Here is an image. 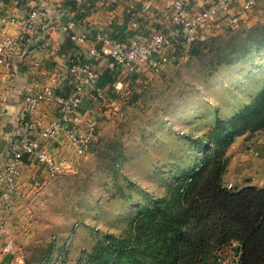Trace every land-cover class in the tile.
<instances>
[{
	"label": "crops",
	"instance_id": "crops-1",
	"mask_svg": "<svg viewBox=\"0 0 264 264\" xmlns=\"http://www.w3.org/2000/svg\"><path fill=\"white\" fill-rule=\"evenodd\" d=\"M24 1L21 6H15L11 0H4V14L9 19L0 20V41L22 36L14 52L8 57L7 64L0 66V168L5 161V152L13 133L22 129L20 124L24 116L33 123L34 135L59 116L60 108L56 99L46 100L32 113L26 114L23 103L25 94L50 86L56 96H65L68 88L63 79L67 74L68 54L78 50L88 57L90 49L95 45L96 30L102 29L118 38L146 37L154 31L162 30L163 26L168 25L165 14L170 3V0H123L118 4L108 5L103 0H96L90 12L78 19L75 11L62 8L66 0ZM147 2L151 4L150 8L144 9L143 5ZM131 4L135 5V9H130ZM200 4H194L193 8L199 10ZM32 10L36 11V16L31 26L26 27L27 15ZM260 13V10L254 11L245 21ZM69 31L74 33L75 40L68 38ZM167 50L162 53L161 59L142 64L138 70L114 66L109 58L98 60L96 65L99 83L108 90L110 102L101 112L86 106L71 112L70 125L77 135L91 141L97 136L98 127L102 129L106 125L99 123L103 115L114 113L124 106L127 108L126 104L130 103L125 104V99L130 92L129 88L140 81L144 74H150L162 60L170 61L173 58L171 53L176 51ZM247 58L227 66L226 70L221 69L218 82L205 86L206 93L213 97L212 103L200 98L198 105L185 107L183 102H178L181 106L173 107L171 122L181 134H187L194 140L195 147L186 143L185 136L173 132L171 126L164 121L152 127L157 131L155 133L159 135L160 141L157 142L156 138L148 141L147 135H141L137 139L145 149L154 146L123 162L122 166L127 168L130 182L138 190L135 195L146 196L147 193L143 190L157 189L163 192L160 196L163 198L176 180L204 161V156L197 151H202L207 141L211 142L209 131L216 122L229 120L264 88V78H260L259 73H253L251 65L242 66V61ZM183 144L188 147L184 148ZM47 148L65 168L72 161L73 154H76L65 132H59L53 140L48 141ZM227 155L228 163L221 177L224 186L233 190L247 186L263 187L264 130L234 137ZM57 176L58 174L48 175L45 167L35 160H24L21 163L16 191L4 212L5 229L12 241V248L9 254H0V264H13L20 245L32 237L20 224L19 208L23 204V190H45L50 178L56 179ZM127 197L133 198L131 195ZM146 197L149 204L151 197ZM137 207V203L133 204L135 212ZM127 215L132 214L129 212Z\"/></svg>",
	"mask_w": 264,
	"mask_h": 264
},
{
	"label": "rangeland",
	"instance_id": "rangeland-1",
	"mask_svg": "<svg viewBox=\"0 0 264 264\" xmlns=\"http://www.w3.org/2000/svg\"><path fill=\"white\" fill-rule=\"evenodd\" d=\"M258 25L264 26L263 11L235 29L221 30L194 42L184 52H172L170 61L162 60L150 74L145 76L143 73L142 79L129 88L125 104H133H126L127 108L124 106L101 117L99 123L106 125L102 129L98 127L97 136L88 141V150L84 154H73L69 166L58 173L56 179L51 177L45 190H23L20 224L32 237L20 245L13 264H100L101 260L110 258V252L102 249L107 242L128 233L130 224L147 203V195L151 197V206L163 201V204L171 201L169 206H172L171 197L159 200L163 192L157 189L143 190L146 196L135 195L138 190L130 182L123 162L142 150L153 148L154 145L146 149L139 145L141 141L137 139L141 135H147L148 141L155 138L160 141L152 127L163 121L171 126L173 132L183 135L171 122L173 107H180L178 102L192 107L199 104L200 98L212 103L213 97L206 93L205 86L218 82L221 69L226 70L227 66L248 57L242 61V66L251 65L253 73H259L258 76L264 78L263 45L250 44L246 55L236 58L230 55L236 45L235 35ZM225 54L232 59H224L227 58ZM184 130L183 133L186 132ZM183 136L186 143L195 147L189 135ZM222 146L223 140L218 146L212 144L210 148L197 152L204 156L205 162L214 154H219ZM187 147L184 145V148ZM135 203L138 204L136 212L133 209ZM129 212L132 215H127ZM234 242L222 248H232ZM219 250L213 254L216 252L217 255Z\"/></svg>",
	"mask_w": 264,
	"mask_h": 264
},
{
	"label": "trees",
	"instance_id": "trees-1",
	"mask_svg": "<svg viewBox=\"0 0 264 264\" xmlns=\"http://www.w3.org/2000/svg\"><path fill=\"white\" fill-rule=\"evenodd\" d=\"M64 3L78 19L88 14L80 11L74 0ZM235 38L230 55L236 58L246 55L250 44L264 46V26H255ZM225 55L224 59H232ZM262 130L264 88L229 120H219L210 129L211 142L202 150L223 140L222 149L176 180L159 199L171 197L174 204L145 203L128 233L107 242L102 250H108L110 258L100 264H217L213 252L231 241L241 244L244 264L264 263V185L233 190L221 181L234 137Z\"/></svg>",
	"mask_w": 264,
	"mask_h": 264
},
{
	"label": "built area",
	"instance_id": "built-area-1",
	"mask_svg": "<svg viewBox=\"0 0 264 264\" xmlns=\"http://www.w3.org/2000/svg\"><path fill=\"white\" fill-rule=\"evenodd\" d=\"M74 1L80 11L90 12L96 0ZM103 1L108 5H114L123 0ZM11 2L15 6H21L25 1L11 0ZM198 2L201 3V8L196 10L193 5ZM150 5L147 2L143 8L149 9ZM62 8L70 10L65 3ZM130 9H135V5L131 4ZM256 10L264 12V0H170L165 14L168 25L163 26L162 30L154 31L146 37L128 38L113 37L107 31L96 30L95 45L90 49L88 57L78 50L68 54L67 74L63 79L68 88L65 96H56L50 86H43L34 93L25 94L23 103L26 114L32 113L40 103L50 99L57 100L60 112L55 120L49 122L47 127L39 129L35 135L32 133L33 123L24 116L20 124L22 129L12 135L5 152V161L0 168V254H9L12 248V241L9 240L5 229L4 212L16 191L21 163L24 160H35L45 167L50 176L61 173L65 169L64 165L47 148V142L53 140L59 132L67 134L77 155L84 154L88 150V139L77 135L70 125L69 117L71 112L85 106L103 111L109 104L108 90L99 85L96 65L98 60L109 58L114 66L138 70L142 64L161 59L158 56L168 48L184 52L194 42L205 39L206 36L217 34L221 30L237 28ZM4 12L5 3L4 0H0L1 21L9 19ZM35 16V10L28 13L26 27L31 26ZM68 38L75 40L76 36L69 31ZM21 39L22 36L19 35L0 41V66L7 64L8 57L14 52ZM216 262L244 264L241 244L234 242L232 248L220 249Z\"/></svg>",
	"mask_w": 264,
	"mask_h": 264
}]
</instances>
